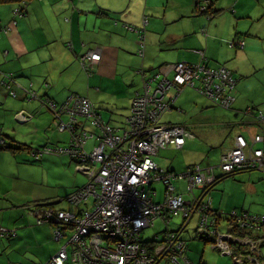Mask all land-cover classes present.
<instances>
[{"label": "crops", "instance_id": "1", "mask_svg": "<svg viewBox=\"0 0 264 264\" xmlns=\"http://www.w3.org/2000/svg\"><path fill=\"white\" fill-rule=\"evenodd\" d=\"M204 3L214 9L215 14L219 11L216 7L220 8L223 3L229 10L208 17L197 9L198 4ZM15 6L16 1H0V110L5 112L1 118L7 117L0 119V123L20 132V137L7 134L10 141L6 139V145L10 147L0 148V154L5 151L0 160V225L16 232L6 239L0 238V264H43L60 247L62 238H52L54 224H38L32 220L35 216L31 213L48 204L45 202L72 212L86 205L82 201L70 208L64 198L66 205L60 206L64 200L59 194L66 195L70 190L60 191L53 185L56 183L29 178L25 172L24 176L21 167H15L50 165L43 159L46 154L38 161L33 159V133L26 136L31 131L46 133L51 127L53 113L38 100L39 97L46 96L59 104L70 93L84 96L97 108L103 121L121 128L129 113L131 98L141 91V71L149 74L165 64L196 62L202 50L207 65H223L237 77L232 108H218L216 122L188 121V112L191 116L196 114V110L189 111L190 107L195 109L198 102L203 105L211 102L194 89L197 95L190 90L192 88L185 87L171 109L162 114L161 121L172 120L166 123L186 126L191 137L193 129L209 135L212 128L204 130L208 125L215 128L213 133L223 135L222 139L215 135L217 140L223 141L233 132L228 148L235 134L249 138L264 133V121L257 122L241 113L253 106L264 116V97L256 96L255 92L251 94L249 89L257 80H261L260 88L264 87V0H29L26 13L14 18ZM143 16H147V23L142 32L143 54L140 55L137 53L140 48L138 34L124 23L140 28ZM241 18L251 19L250 25L246 27ZM226 38L241 39L243 45L231 49L225 44ZM86 53L99 54L93 61L85 59L89 71L83 66L82 56ZM257 71L263 72L257 76ZM5 72L14 75L9 85L10 91L16 93L14 96L1 83ZM85 85L87 88L83 89ZM31 92L37 99L30 97ZM19 111H24L32 121L16 118ZM167 112L171 117L169 114L164 117ZM87 128L98 133L94 126ZM57 133L46 138L45 146L61 141L62 133ZM206 164L211 165V162ZM162 169L176 172L170 166ZM255 171L246 176L249 190L255 194L247 210H243L247 213L252 211L251 205L260 207L264 202V191L260 194V189L264 190V173ZM78 187L81 186L73 189ZM149 188L155 190L151 185ZM263 227L264 221L255 226ZM196 247L197 244L188 245L186 241V255L192 264L196 262L195 256L187 250H196ZM258 253L261 255L260 251ZM197 264L207 263L200 259ZM233 264L236 263L233 261Z\"/></svg>", "mask_w": 264, "mask_h": 264}, {"label": "built area", "instance_id": "2", "mask_svg": "<svg viewBox=\"0 0 264 264\" xmlns=\"http://www.w3.org/2000/svg\"><path fill=\"white\" fill-rule=\"evenodd\" d=\"M204 4H198V9H204ZM19 11L18 6L13 9V13ZM146 23L147 16H143L140 28L124 23L128 29L137 32L140 43L137 53L140 55L143 54L142 32ZM231 44L241 47L243 40H232ZM199 55L196 62L165 64L149 74L141 71V91L131 98L129 113L121 128L103 121L84 96L71 94L59 104L46 96L38 98L52 111L56 129L68 131L69 144L60 149L44 146L42 150L32 152V157L40 160L44 151H54L67 152L75 158L76 168L88 176V181L68 193L65 199L73 205L82 201L89 204L78 212L44 205L38 208L35 212L37 223L53 222L54 239L59 240L64 235L69 237L43 264H159L161 261L164 264H192L186 255L182 231L195 212L200 213L195 228L198 235L207 233L213 237L211 242L218 251L232 256L236 264H245L242 260L245 254L236 245L247 242L250 245L247 255L256 259L257 242L252 237L234 234L231 228L238 224L246 231L247 227L258 225L264 219L245 211H232L229 215L233 221L228 224L227 232L211 235L207 230L220 218L216 213H222L210 208L203 197L219 174L244 169L264 173V133L248 139L235 134L231 147L221 153L217 164L202 166L196 163L180 173L159 168L152 158L159 149L179 148L187 137L192 136L182 124L161 121L162 114L171 109L185 87L193 88L213 105L230 107L235 100L236 78L231 71L223 65H207L204 51L200 50ZM98 58V53L84 54L83 66L88 69L85 59ZM11 93L15 95L13 90ZM30 97L37 99L32 92ZM261 115L259 117L264 121ZM15 117L23 120L29 115L19 111ZM79 117L85 121H78ZM86 122L96 127L98 133L90 131ZM89 137H94L96 143L87 151L85 144ZM3 142L0 138V144ZM175 178H185L187 191L199 188L202 194L184 200L179 191L175 193ZM157 179L165 184L164 198L160 202L154 200L155 190L149 188ZM172 216H180L182 221L177 227L168 228ZM157 219L165 224L161 237L155 234L151 241L143 240L142 230ZM5 234L12 235L14 230L3 228L0 235ZM69 244L72 246L70 257L66 250Z\"/></svg>", "mask_w": 264, "mask_h": 264}, {"label": "rangeland", "instance_id": "3", "mask_svg": "<svg viewBox=\"0 0 264 264\" xmlns=\"http://www.w3.org/2000/svg\"><path fill=\"white\" fill-rule=\"evenodd\" d=\"M219 11L215 14H221L223 10L228 11L226 4L220 5ZM227 15V14H226ZM228 16V15H227ZM17 17V16H15ZM245 26L250 25L251 19H245L241 18ZM246 22V23H245ZM232 38H226L225 44L230 47L231 49L235 48V45L231 44ZM242 64V63H241ZM261 72L258 73L257 76H260ZM256 73V72H255ZM237 78V77H236ZM261 81V80H260ZM259 80H257L255 83L250 84L249 89L251 90V94L255 92V95L258 97H264V87L260 88L261 83ZM87 88V86H83V89ZM191 88V87H190ZM189 88V89H190ZM194 93V95H197L195 91H193V88L190 89ZM234 93L237 92L236 90L233 91ZM261 95H260V94ZM71 95V93L69 94ZM202 96V95H201ZM181 97V94L178 96ZM205 98V97H204ZM219 107L216 105H212L211 103L203 105L200 102L196 105V108L190 107L189 111L192 113L196 110L195 116H191L189 112L186 114L188 121L191 120L193 123H201V122H216L218 119L217 115V109ZM219 110V109H218ZM168 111V110H166ZM183 111V110H182ZM173 112V111H172ZM171 112V113H172ZM169 114L171 117L170 112L165 113L164 117H167ZM203 114V115H201ZM2 116H5V112L0 110V119L6 120L7 117L1 118ZM65 117V116H64ZM64 119V118H63ZM29 121H32L31 119H28ZM166 122H173L172 120H166ZM1 121V120H0ZM50 121V119H49ZM163 121V120H162ZM90 123L88 122V127H90ZM209 127L212 128V131L209 135L206 133L198 132L197 129L191 130L194 134L193 137L187 139L185 142L184 148L181 149H175L172 147L159 149L158 152H155L152 154L153 160L156 162V164L159 167L167 168L168 166L173 167L174 170H176V173H180L185 171V168L190 163H200L201 165L210 163L211 164H217L220 161V155L223 149L228 148L229 146V139L231 136H233V132L229 134L225 139L217 140V137L215 135H218L221 139L223 138V135H220L218 132L213 133V125H208L207 128L204 130L206 131ZM90 130V129H89ZM61 134V141L58 143H49L48 146L55 148H67L69 144V133L67 130L59 131L58 129H55L54 125V118L51 117V127H49V131L47 130L46 133L42 132L40 130L37 131H31L29 133H26V136H31L33 133V142L32 150L39 149L42 150L43 147L46 145V138H52L55 134ZM8 135L20 137V132L14 131L11 126L8 124H1L0 123V138H2L7 142L10 141V138L7 137ZM24 136V135H23ZM248 136V135H246ZM5 138V139H4ZM248 139V137H245ZM51 140V139H50ZM215 142V144H214ZM96 143V140L94 137H89L87 139V142L85 144V150L90 151L94 144ZM3 144V143H2ZM217 145V146H216ZM225 147V148H223ZM223 148V149H222ZM5 151H3L0 154V160L4 158ZM30 154V153H29ZM46 154V155H45ZM45 155L43 157L44 160L48 161L50 165L46 164V167L44 168H37V167H30L24 164H21L20 166L15 167H21L22 174L23 172L27 173L26 175L29 178L32 179H38V180H44V182H53L56 184H53L57 187L58 190L62 191L64 188L66 190H72L75 186H82L85 185L88 181V176L83 173L82 171L78 170L76 168V162L75 158L70 156L67 152H54V151H44ZM32 156V154H31ZM11 158H9L10 160ZM39 166V162H36ZM256 172L255 170H246L239 173H235L233 176L225 177L224 179H221L217 183L213 185L212 188L209 189V191L206 192V194L203 197L204 202H209L210 208L217 209L220 211L223 215L218 219V221L215 223V225H212L209 227L207 232L211 235H224L227 232L228 228V221L226 218H224L225 214H230L232 211H236L238 213H241L243 210H247V204L252 198H254L255 194H253V190H249V182L246 180V176L248 173ZM25 176V175H24ZM165 184L161 181H154L151 184V187L156 190L155 195H153V198L155 201H162L164 198L165 193ZM173 185L175 186V193H178V191L182 194L184 200L189 201L193 199V195H200L202 194V190L199 188H194L192 191H187V180L185 178H175L173 180ZM70 191L68 193H70ZM73 191V190H72ZM264 190L260 189V194H262ZM67 193V194H68ZM66 194V195H67ZM62 196L63 200L66 196L65 194H59ZM66 200V199H65ZM61 201L60 206L66 205V201ZM92 202V199L89 198V203ZM68 204H70V208L73 207L71 203L67 201ZM264 203V202H263ZM259 207L257 205H251V210H249L250 215L259 216L261 219H264V204ZM58 205V204H57ZM81 207V205L79 206ZM199 212H195L194 215L191 217L189 222L186 224L185 229L182 231V236L184 239H186L187 244L193 243L197 244L196 250L192 248H188L187 253H192L195 256L196 262L194 264L199 263L200 259H202L207 264H233V258L228 254H222L218 249H216L214 246V243L211 241L205 242L203 239L199 238L198 234L195 233V228L199 223ZM35 218L32 217V220ZM182 221V218L180 216H172L170 218V223L168 228H175L177 227ZM47 224V223H44ZM1 228H4V226H1ZM165 224L162 220L157 219L155 222L144 228L142 230V238L143 240H151L155 234H158L159 237L162 235V230L164 229ZM261 228V227H260ZM264 228V227H263ZM253 236H259L264 234V229H257L253 228L250 229ZM69 234V233H68ZM195 235L198 237L196 238ZM10 236H4L3 238L6 239ZM53 238V236H52ZM51 238V239H52ZM67 235H64L62 237V243L66 242ZM255 242H257L258 238H252ZM71 249L72 246L69 244L67 245V253L68 256H71ZM261 255L254 254L255 258L249 257L247 254L244 255L242 258L243 262L245 264H264V245L259 248ZM68 264V263H67ZM159 264H164V261H161Z\"/></svg>", "mask_w": 264, "mask_h": 264}, {"label": "trees", "instance_id": "4", "mask_svg": "<svg viewBox=\"0 0 264 264\" xmlns=\"http://www.w3.org/2000/svg\"><path fill=\"white\" fill-rule=\"evenodd\" d=\"M0 1H5V2H7V1H9V2H17V6L18 7H20V11H19V13H13V15H14V18H15V16L16 15H20V16H22V15H24L25 13H26V5H27V1H29V0H0ZM17 6H15V7H17ZM14 7V8H15ZM13 8V9H14ZM197 9H198V5H197ZM211 14H212V16H214L215 15V11H214V9L211 11ZM7 27H5L4 29H6ZM90 69H86V71H89ZM232 73V72H231ZM233 74V73H232ZM235 77V76H234ZM13 79H14V75L12 74V73H10V72H5V73H3L2 74V78H1V83L3 84V85H6L8 88H7V90H8V93L10 94V95H12V93H11V91H10V89H9V85L12 83V81H13ZM236 83H237V80H236ZM14 91V90H13ZM14 94H16L15 93V91H14ZM14 96V95H13ZM234 103V102H233ZM233 103L231 104V106L230 107H221V106H218L219 108H222V109H231L232 108V105H233ZM217 106V105H216ZM94 109L96 110V111H98L97 110V108L96 107H94ZM241 113L243 114V115H246V116H250V117H253L254 118V120H256L257 122L258 121H262L261 119H260V117H259V114H262V112H261V110H259V109H257V108H255V107H253V106H248L247 108H245V110H243V111H241ZM245 113V114H244ZM262 117H264L263 116V114L261 115ZM78 121H80V122H83V121H85L84 120V118H82V117H79L78 118ZM85 126L87 127L88 126V122H86L85 123ZM48 146V145H47ZM4 147H10V145L8 144V145H6L5 144V141L3 142V144H0V148H4ZM13 147V146H12ZM182 147V146H181ZM181 147H179V148H181ZM36 150H38V149H35V151ZM42 158V157H41ZM40 158V159H41ZM36 161H38V160H36ZM195 164V163H194ZM190 165H193V164H190ZM190 165H188V166H190ZM187 166V167H188ZM242 171H246L245 169L244 170H237V171H233V172H229V173H225V174H219L217 177H216V179H215V181L208 187V190L207 191H209V189L210 188H212L213 187V185L215 184V183H217L218 181H220L221 179H224L225 177H228V176H233L235 173H239V172H242ZM76 189V188H75ZM75 189H73V190H75ZM65 198V197H64ZM35 203V202H34ZM45 203H48V204H46V205H44V206H52V204L50 203V202H45ZM42 203H39L38 205H41ZM89 206V204L87 205V202H86V205L83 207V208H87ZM54 209H65V208H60V207H55V206H52ZM83 208L82 209H80L79 211H81V210H83ZM214 210H217V209H214ZM32 215H34L35 217V222L37 223V215L35 214V213H31ZM217 214V216L219 217H222L223 215H221V214H218V213H216ZM224 218H226L227 220H229V223L231 222V221H233V218L229 215V214H225V216H224ZM41 223H51V224H54L53 222H51V221H47V222H41ZM39 224V223H38ZM55 225V224H54ZM54 227V226H53ZM5 228V227H4ZM253 228H255V226H253V227H251V229H253ZM6 229V228H5ZM9 229V228H8ZM257 229H259V228H257ZM1 231H3V228H1L0 227V233H1ZM7 231H10V230H7ZM231 231L234 233V234H237V235H242L243 233H245L246 232V234H248V235H250V236H252V233H251V231L249 230V231H245V229L243 228V227H241V226H239L238 224H234V226H232V228H231ZM11 232H13V231H11ZM195 232L197 233V231H196V229H195ZM16 232L14 231V234H15ZM14 234H12V235H14ZM198 234V233H197ZM4 236H10V234H5V235H0V238L1 237H4ZM200 238H203V239H205V240H209V241H213V237H211V236H209L207 233H205V234H199L198 235ZM259 237V239H258V243H257V253L260 251L259 250V248L260 247H262L263 245H264V234H262V235H259L258 236ZM62 238V237H61ZM60 238V239H61ZM147 241H151V240H147ZM59 249V248H58ZM57 249V250H58ZM258 255L260 256V254L258 253ZM232 257V256H231Z\"/></svg>", "mask_w": 264, "mask_h": 264}, {"label": "bare ground", "instance_id": "5", "mask_svg": "<svg viewBox=\"0 0 264 264\" xmlns=\"http://www.w3.org/2000/svg\"><path fill=\"white\" fill-rule=\"evenodd\" d=\"M246 231H247V230H246ZM240 236H241V237H244V236H245V238H246V237H247V238H248V237H252V236L246 234V232L243 233V234L240 235ZM257 243H258V241H257ZM236 246H237V248L241 249V251H243L244 254H249L250 245H249L247 242H243V243L237 244ZM255 249L257 250V244H256V246H255ZM232 258H233V257H232ZM233 260H234V262H235V259H234V258H233Z\"/></svg>", "mask_w": 264, "mask_h": 264}, {"label": "water", "instance_id": "6", "mask_svg": "<svg viewBox=\"0 0 264 264\" xmlns=\"http://www.w3.org/2000/svg\"><path fill=\"white\" fill-rule=\"evenodd\" d=\"M204 5H205V8H204V9H198V11L205 13L206 16H208V17H212L211 11H212L213 9H211V7H209L208 4H204ZM130 30H133V29H130ZM133 31H135V30H133ZM137 41H138V40H137ZM234 90H235V88H234ZM234 101H235V100H234ZM244 114H245V113H244ZM206 165H209V164H206Z\"/></svg>", "mask_w": 264, "mask_h": 264}, {"label": "clouds", "instance_id": "7", "mask_svg": "<svg viewBox=\"0 0 264 264\" xmlns=\"http://www.w3.org/2000/svg\"><path fill=\"white\" fill-rule=\"evenodd\" d=\"M262 223V222H261ZM255 226H257V225H255ZM255 237H258V236H253L252 238H255Z\"/></svg>", "mask_w": 264, "mask_h": 264}]
</instances>
